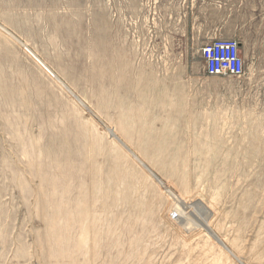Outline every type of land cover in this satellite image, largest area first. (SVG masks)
<instances>
[{
	"label": "rangeland",
	"instance_id": "1",
	"mask_svg": "<svg viewBox=\"0 0 264 264\" xmlns=\"http://www.w3.org/2000/svg\"><path fill=\"white\" fill-rule=\"evenodd\" d=\"M99 1L0 0V264H264V49Z\"/></svg>",
	"mask_w": 264,
	"mask_h": 264
},
{
	"label": "crops",
	"instance_id": "2",
	"mask_svg": "<svg viewBox=\"0 0 264 264\" xmlns=\"http://www.w3.org/2000/svg\"><path fill=\"white\" fill-rule=\"evenodd\" d=\"M146 1L125 0L126 10L143 18L148 12ZM154 1L159 3L160 19L172 22L175 36L182 41L202 46L217 39H236L239 49H264V0ZM99 3L105 7L102 0Z\"/></svg>",
	"mask_w": 264,
	"mask_h": 264
},
{
	"label": "built area",
	"instance_id": "3",
	"mask_svg": "<svg viewBox=\"0 0 264 264\" xmlns=\"http://www.w3.org/2000/svg\"><path fill=\"white\" fill-rule=\"evenodd\" d=\"M203 71L207 76L240 78L244 74V61L239 55L237 40H214L200 48Z\"/></svg>",
	"mask_w": 264,
	"mask_h": 264
},
{
	"label": "water",
	"instance_id": "4",
	"mask_svg": "<svg viewBox=\"0 0 264 264\" xmlns=\"http://www.w3.org/2000/svg\"><path fill=\"white\" fill-rule=\"evenodd\" d=\"M93 117L99 122V123H101L94 115H93ZM102 124V123H101ZM107 131L110 133V135H112L113 136V134H112V132H110L108 129H107ZM127 151H129V149H127V147L120 141V140H118V138L116 137V136H113ZM130 152V151H129ZM131 153V152H130ZM131 155L132 156H134L132 153H131ZM135 157V156H134ZM147 171H149L142 163H140ZM149 173L155 178V180L157 181V182H159V179L156 177V176H154L150 171H149ZM160 183V182H159Z\"/></svg>",
	"mask_w": 264,
	"mask_h": 264
},
{
	"label": "bare ground",
	"instance_id": "5",
	"mask_svg": "<svg viewBox=\"0 0 264 264\" xmlns=\"http://www.w3.org/2000/svg\"><path fill=\"white\" fill-rule=\"evenodd\" d=\"M153 174V173H152ZM160 182V181H159Z\"/></svg>",
	"mask_w": 264,
	"mask_h": 264
}]
</instances>
